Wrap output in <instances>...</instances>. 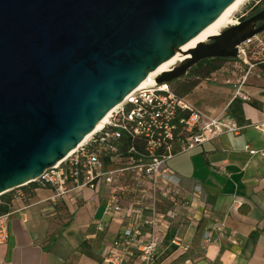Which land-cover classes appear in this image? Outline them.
Masks as SVG:
<instances>
[{"label":"water","instance_id":"1","mask_svg":"<svg viewBox=\"0 0 264 264\" xmlns=\"http://www.w3.org/2000/svg\"><path fill=\"white\" fill-rule=\"evenodd\" d=\"M233 1L0 0V194L62 161ZM259 21L264 8L196 44L156 83L236 57V46L264 31Z\"/></svg>","mask_w":264,"mask_h":264},{"label":"crops","instance_id":"2","mask_svg":"<svg viewBox=\"0 0 264 264\" xmlns=\"http://www.w3.org/2000/svg\"><path fill=\"white\" fill-rule=\"evenodd\" d=\"M215 72L183 98L209 117L225 111L242 130L167 160L181 179L184 204L169 229L173 237L157 249L156 264H264V133L253 127L264 120L263 83L249 79L251 100L244 103L232 99L228 77L219 75L218 83L212 78ZM53 193L32 183L5 195L10 215L0 264H104L108 246L126 224L104 214L107 188H83L57 199Z\"/></svg>","mask_w":264,"mask_h":264},{"label":"built area","instance_id":"3","mask_svg":"<svg viewBox=\"0 0 264 264\" xmlns=\"http://www.w3.org/2000/svg\"><path fill=\"white\" fill-rule=\"evenodd\" d=\"M236 49L237 56L215 73L228 77L234 88L232 99L248 103L251 98L245 88L251 77L263 83L264 91V31ZM161 73L147 75L110 110L100 129L24 185L50 186L53 199L105 186L104 214L118 216L126 224L108 246L104 264H156L157 249L184 204L181 179L169 171L167 160L222 133L242 130L225 111L209 117L177 97L170 83H156ZM261 112L264 115V97ZM253 127L264 133V120ZM10 192L0 194V246L8 239L10 200L5 195ZM102 228L99 224L98 229ZM203 238L208 241L210 232Z\"/></svg>","mask_w":264,"mask_h":264},{"label":"bare ground","instance_id":"4","mask_svg":"<svg viewBox=\"0 0 264 264\" xmlns=\"http://www.w3.org/2000/svg\"><path fill=\"white\" fill-rule=\"evenodd\" d=\"M246 2L247 0H234L218 18H216L212 23H210L205 29L200 31L190 41L184 44L174 55H172L165 62H163L153 73L169 70L174 64L188 57L189 50L193 48L196 44L204 42L207 37L218 34L219 31L226 25L232 24V21L229 19L230 14ZM109 113L110 111L102 118V120H100V122L96 125L95 129L91 133L97 131L102 127V125L108 118ZM89 135L86 136V138L82 142H84L89 137Z\"/></svg>","mask_w":264,"mask_h":264},{"label":"trees","instance_id":"5","mask_svg":"<svg viewBox=\"0 0 264 264\" xmlns=\"http://www.w3.org/2000/svg\"><path fill=\"white\" fill-rule=\"evenodd\" d=\"M230 59L231 58H209L202 60L189 69L184 78L172 81L169 86L177 97L183 98L202 80L208 78L211 73L218 70L226 61ZM172 237L173 232L168 231L166 238Z\"/></svg>","mask_w":264,"mask_h":264},{"label":"rangeland","instance_id":"6","mask_svg":"<svg viewBox=\"0 0 264 264\" xmlns=\"http://www.w3.org/2000/svg\"><path fill=\"white\" fill-rule=\"evenodd\" d=\"M257 1L259 0H247V2L245 4H243L242 6H240L239 8H237L235 11H233L231 14H230V17L229 19L232 21V24H228L226 25L224 28H222L220 31H222L223 29H225L226 27H229L237 22L240 21L239 17L244 15V14H247V12L249 11V8L251 6H253ZM261 1H264V0H261ZM219 31V32H220ZM179 62H177L176 64H174L173 66L177 65ZM172 66V67H173ZM220 74L219 73H216L215 76H213L212 78L213 79H217L216 82L218 83L220 81L219 79V76ZM215 81V80H214ZM215 82V83H216Z\"/></svg>","mask_w":264,"mask_h":264},{"label":"flooded vegetation","instance_id":"7","mask_svg":"<svg viewBox=\"0 0 264 264\" xmlns=\"http://www.w3.org/2000/svg\"><path fill=\"white\" fill-rule=\"evenodd\" d=\"M264 8V1H257L253 6H251L249 8V11L247 12V14H244L242 16L239 17L240 21L237 22L236 24H233V25H237L239 24L240 22L248 19L249 17L253 16L254 14H256L258 11L262 10ZM264 21H259L257 22V26H259L260 24H262ZM232 26V25H231ZM212 43V41H208L206 42V44H210Z\"/></svg>","mask_w":264,"mask_h":264}]
</instances>
